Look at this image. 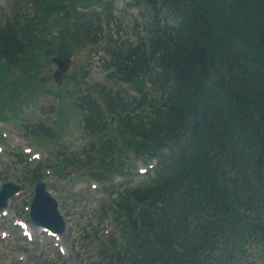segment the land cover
<instances>
[{
	"label": "trees",
	"instance_id": "obj_1",
	"mask_svg": "<svg viewBox=\"0 0 264 264\" xmlns=\"http://www.w3.org/2000/svg\"><path fill=\"white\" fill-rule=\"evenodd\" d=\"M76 1L15 5L0 28L2 61L32 81L37 55L60 44L48 39L49 29L53 22L66 26ZM137 1L146 8L149 36L134 47L137 57L127 53L133 63L119 56L116 63L123 65L117 66L121 80L133 88L145 83L137 88L143 99L134 100V107L123 100L129 107L113 113L119 126L113 135L106 119L110 103H124L105 84H93L104 104L83 100L87 129L105 131L97 135L100 141L94 138L96 151L82 147L86 160L70 156L47 164L20 152L28 162L20 179L36 183L45 179L43 172L69 179L67 163L80 161L88 172L73 177L88 175L111 197L112 178L132 166L128 153L144 164L156 159L146 182L118 189L111 203L103 201L100 212L109 215L122 242L94 232L98 264H254L252 250L264 244V0ZM28 7H36L38 20ZM62 50L68 52L65 43ZM19 92L14 90L12 101ZM39 127L30 139L48 149L52 129Z\"/></svg>",
	"mask_w": 264,
	"mask_h": 264
},
{
	"label": "rangeland",
	"instance_id": "obj_2",
	"mask_svg": "<svg viewBox=\"0 0 264 264\" xmlns=\"http://www.w3.org/2000/svg\"><path fill=\"white\" fill-rule=\"evenodd\" d=\"M26 2L28 0H0V28L11 18L15 5L24 7ZM94 2L96 4L89 5ZM75 3L79 6L76 10L71 9L72 12H68L70 16H67L69 31L66 32V26L62 28L54 22L49 29L48 39L58 40L60 44L57 47H45L37 55L39 67L33 82L23 80L21 70L15 64L4 63L6 60L2 61L0 57V116L5 118L4 122L0 121V187L6 179L21 187L19 193L8 198L7 208L0 212V264H98L99 241L93 237L94 232L98 233V238H117L122 242L109 215L100 212L103 201L111 203L118 189L126 191L127 185L133 187L146 182L150 177L144 176L145 170L154 166V162L144 166L134 161V169H127L126 174L116 175L112 180L115 190L111 197L106 193L108 190L101 192V183L88 175L61 179L52 175L47 178L43 172L46 181L51 182L47 189L58 201L66 227L62 234L50 236L29 220L35 183L21 181L28 162L18 154L25 152L29 160L47 164L58 159H70V156L86 160L82 155L83 149L89 153L96 151L94 138L104 135L105 131L97 127L94 131L87 129L85 120L89 114L87 103L83 100L85 97L98 101L100 106L104 104V99L93 90L97 87L93 84H105L106 88L120 94L123 103L125 101L132 107L134 100L138 102L143 99V94L137 88L143 90L145 83L139 82L143 87L138 83L137 88H133L131 83L121 80L117 66L122 70L123 65L116 63V57L119 56L126 63H133L126 60L127 53L133 51L132 54L137 57L134 47L140 46L139 40L143 38L142 43H146L149 33L146 28L148 17L143 14L145 6L138 4L140 2L137 0H101L100 5L96 0H77ZM26 10L38 20V13L34 12L36 7ZM64 43L68 52L62 55ZM57 57H63L66 65L64 70H60L54 61ZM112 73H116L114 80H108L107 76ZM14 90L20 92L15 93L18 98L12 101ZM19 102L20 106L17 105ZM116 105L118 107L110 103L112 114L106 118L109 121L108 129L113 135L119 127L113 113L117 114L119 110L122 112L129 107L125 103ZM20 110L21 113H18ZM39 124L52 129V138L47 141L48 149L45 146L38 147L30 139L34 138V127L36 131L41 130ZM100 140L98 138L96 142ZM50 149L55 151L48 154ZM113 151L116 152L115 149ZM77 164L82 162L77 161L73 165L67 163L65 171L68 176L88 172L87 166ZM33 169L32 164L30 172ZM25 216L31 223L29 227L21 222ZM252 256L254 264H264V244L252 250Z\"/></svg>",
	"mask_w": 264,
	"mask_h": 264
},
{
	"label": "water",
	"instance_id": "obj_3",
	"mask_svg": "<svg viewBox=\"0 0 264 264\" xmlns=\"http://www.w3.org/2000/svg\"><path fill=\"white\" fill-rule=\"evenodd\" d=\"M54 61L59 65L60 70L65 69L66 65L64 59L57 57ZM59 71L57 73H59ZM20 190V186L13 182H6L1 186L0 211L7 207L8 198L15 195ZM29 218L34 225L43 227L53 234H62L66 227L64 217L59 211L58 201L49 193L43 181H38L34 186L29 209Z\"/></svg>",
	"mask_w": 264,
	"mask_h": 264
},
{
	"label": "bare ground",
	"instance_id": "obj_4",
	"mask_svg": "<svg viewBox=\"0 0 264 264\" xmlns=\"http://www.w3.org/2000/svg\"><path fill=\"white\" fill-rule=\"evenodd\" d=\"M40 229H42V228H40Z\"/></svg>",
	"mask_w": 264,
	"mask_h": 264
}]
</instances>
